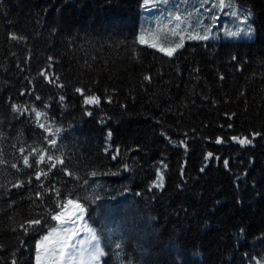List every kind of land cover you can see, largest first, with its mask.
Here are the masks:
<instances>
[{"label": "trees", "instance_id": "1", "mask_svg": "<svg viewBox=\"0 0 264 264\" xmlns=\"http://www.w3.org/2000/svg\"><path fill=\"white\" fill-rule=\"evenodd\" d=\"M187 1L188 29L251 11L254 39L189 40L169 57L139 42L143 0H0V264H34L27 221L69 199L102 264H264V138L231 139L264 133V0Z\"/></svg>", "mask_w": 264, "mask_h": 264}, {"label": "snow or ice", "instance_id": "2", "mask_svg": "<svg viewBox=\"0 0 264 264\" xmlns=\"http://www.w3.org/2000/svg\"><path fill=\"white\" fill-rule=\"evenodd\" d=\"M164 4L168 3V0H163ZM160 6V0H143V4L142 7L145 8L146 11H150V10H154L156 8H158ZM219 7L220 9H223L225 7V3L224 0H219ZM233 16L236 15V12L233 11L231 13ZM252 15L251 11H249L247 13V15L245 16V19H247L248 17H250ZM177 20H179V16L176 17ZM213 19H215V17H213ZM177 28H179V24H177ZM210 32V30H208ZM245 32L246 35H251L254 32V29L251 27V25L249 24L247 26L246 29L241 28L238 29L237 31H227L225 32L226 35L232 36V37H236L239 36L241 32ZM17 37H13V39H16ZM154 39V38H153ZM189 39L191 40H201V41H207L209 40V34L208 32H206L204 35H192L189 34ZM139 41L141 44H145L147 43V38L146 36L143 34V30H142V34L139 37ZM184 44H183V37H181V42L177 43L175 45V48L173 47H165V46H161L158 45L156 42H153L151 44V48L153 49H157L158 51L161 53H166L167 56L171 57L173 56L174 52L176 49L178 48H183ZM233 59H235V57H233ZM196 71H199V69H196ZM41 75H44V73H41ZM222 78V77H221ZM57 79H59V77H57ZM145 80H150L151 78L148 76L144 77ZM51 82V81H49ZM59 87L63 88L64 85L61 84L59 85ZM75 91L78 93H81L83 95V89L80 87L75 88ZM25 93H21V95L23 96ZM36 100H39L40 97L36 96L35 97ZM65 97L63 95H61L59 97V100L61 103H63ZM112 102L111 97L109 98V103ZM85 103L86 104H96L99 105L100 103V98L95 96V95H88L87 98L85 99ZM11 110L14 113H17L19 115H23L24 112L28 111L27 108H23L22 106L19 104H11L10 105ZM33 111H35V109H33ZM86 114L88 116H92L93 113L91 111H87L86 110ZM37 116L40 115L39 112L36 113ZM111 117H101V123H104L105 120L110 119ZM228 128H232V124L229 123ZM41 127H43V125H41ZM221 127H224V125H221ZM60 130L57 129V132H59ZM162 135H164V133H162ZM187 135V134H185ZM107 136L110 138L112 136L111 131H109L107 133ZM253 139H248L247 136H245L244 138H240L238 136H232L231 139L233 141H236L239 145L241 146H254V139L257 136H260L262 138H264V133H260V132H253L252 133ZM51 143L54 145L56 143L55 140L51 141ZM216 143H223V141L217 139ZM179 145L183 146L185 149V152H187V148L188 145L186 143L185 140H181L179 142ZM117 152V154L119 153V149L115 150ZM21 152H23V149H21ZM42 159V158H41ZM51 159V158H50ZM112 160H116L117 157L115 155L111 156ZM206 160H208L209 162H211V160L213 159V153L212 152H208L207 153V157L205 158ZM215 160H220L219 156L214 157ZM3 160L0 159V163H2ZM223 165L225 167L228 166L229 161L227 159L222 161ZM24 164L28 165V159L27 157H24ZM52 167H54L55 165L52 164ZM167 165H165L166 167ZM12 168H16L17 165L16 164H12L11 165ZM124 170L128 169V165L125 163L124 164ZM205 171V166H202L200 168V172H204ZM97 173L94 171L91 173V175L95 176ZM102 174H107V175H118L119 174V169L117 172H111L108 171L106 173H102ZM180 175L183 176L184 175V170L183 168H181L180 170ZM39 175H37V179H39ZM22 181H19L17 183H15L13 186L14 187H20V185L22 184ZM0 187H3L2 185H0ZM157 187H159V185H157ZM57 195H59V193H57ZM68 205H72L73 201L69 200ZM75 207L80 208L79 205H76ZM57 208H64V205H60L57 203H54L52 206V210H50L48 212V219H46L43 216H38L36 218H31L27 221V227H24V225H21V227H24V235L27 236L29 231H31L32 233L35 234L34 236V240H33V251H34V264H98V259L100 256H102V254L99 252V250L97 249L96 246H94V250L88 252L87 254H85L83 252V250L77 251L75 248H72V242L73 240L76 238L77 236V228L75 227L77 220L82 219L81 217H78L76 220L73 219V216L75 215L74 212L71 211H67V210H56ZM81 213H83V209L80 208ZM50 221H57L59 222V224L61 225V227H49L50 225ZM65 225H67V227H64ZM46 233V234H45ZM92 239H94V236L92 237ZM23 243V242H22ZM83 243V242H81ZM17 255L16 252L12 253L13 259H12V264H18L17 259L15 258Z\"/></svg>", "mask_w": 264, "mask_h": 264}, {"label": "rangeland", "instance_id": "3", "mask_svg": "<svg viewBox=\"0 0 264 264\" xmlns=\"http://www.w3.org/2000/svg\"><path fill=\"white\" fill-rule=\"evenodd\" d=\"M181 3H183L182 6L180 5ZM171 7L180 10L175 11L172 10ZM185 8L188 10H185ZM144 11L145 12L141 19L139 37L142 34L143 30V34L146 36L148 42L142 45H145L149 48H151V44L153 42H156L161 46L175 48V45L181 42V37H183V44H185V42L191 40L189 39V34L204 35L206 32H208L209 34V40L207 41H245L253 40L255 37V32H253L251 35H246L245 32L242 31L240 35L236 37L225 34L226 30L237 31L241 28L246 29L250 24L251 16L247 19H245L244 17V20H246L247 23H245L244 21V23L241 22L234 27L227 21L226 18L219 22L213 20L209 15H200L198 16V18H196L195 29H188V26L191 25L189 17H191L192 13L195 12V9L193 8L192 2L187 0H184V2L177 0H168L167 4H164L163 0H160V6L158 8L150 11ZM177 16H179V20L176 19ZM177 24H179V28H177ZM184 26H186L187 28H185ZM208 30H210V32ZM178 49H176L175 51H177ZM154 50L158 51V48ZM69 200L73 201V204L68 205L67 203V208L65 210L75 213V215L73 216L74 220L82 216V219L77 220V223L75 225V227L77 228V236L72 242V248H75L77 251L83 250V252L87 254L88 252L93 251L94 246H96L99 252L102 254V256H100L98 259V264H102V246L99 238L96 235L95 229L88 223L86 219V208L81 202L76 199ZM76 205H79L80 208L84 210L83 213H81L80 208L75 207ZM53 227H61V225L56 221ZM64 227H67V225H65ZM93 236L94 239H92Z\"/></svg>", "mask_w": 264, "mask_h": 264}]
</instances>
